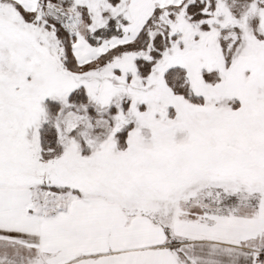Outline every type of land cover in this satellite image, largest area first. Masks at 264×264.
Returning <instances> with one entry per match:
<instances>
[{
  "label": "snow or ice",
  "instance_id": "6c2138e0",
  "mask_svg": "<svg viewBox=\"0 0 264 264\" xmlns=\"http://www.w3.org/2000/svg\"><path fill=\"white\" fill-rule=\"evenodd\" d=\"M0 264H264V0H0Z\"/></svg>",
  "mask_w": 264,
  "mask_h": 264
}]
</instances>
